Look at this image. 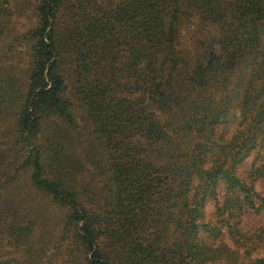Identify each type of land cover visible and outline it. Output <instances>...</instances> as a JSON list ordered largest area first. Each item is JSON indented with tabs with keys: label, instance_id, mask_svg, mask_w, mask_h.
<instances>
[{
	"label": "trees",
	"instance_id": "obj_1",
	"mask_svg": "<svg viewBox=\"0 0 264 264\" xmlns=\"http://www.w3.org/2000/svg\"><path fill=\"white\" fill-rule=\"evenodd\" d=\"M22 175L63 264H264V0H0V264Z\"/></svg>",
	"mask_w": 264,
	"mask_h": 264
},
{
	"label": "rangeland",
	"instance_id": "obj_2",
	"mask_svg": "<svg viewBox=\"0 0 264 264\" xmlns=\"http://www.w3.org/2000/svg\"><path fill=\"white\" fill-rule=\"evenodd\" d=\"M195 28L192 24H187V23H182L180 24V37L183 38H187L189 32H192L193 35H195L194 33ZM186 45L188 47V49L193 50L194 46L189 45L188 42H186ZM16 53H21L18 49L15 50L14 52ZM19 58L23 59L24 56L21 55ZM14 62V61H13ZM18 65L21 67V65H23V63H18ZM250 159L247 161V163H249ZM26 176L22 175L20 176V178L17 181V184H15V186H12L11 189H9L7 192H5L4 195L5 197H10L11 198H16L18 201L24 200V202L26 201L28 204V207L30 209L29 211V215L33 216V211L34 213V218H35V222L33 225V229L34 232L32 234L33 239L35 241L34 244V248L36 249V257L33 259V262L30 261V263L28 264H63L68 258L65 256V247H62L61 249V254H59L57 252L54 253V249L51 245V243H46L45 246L42 248L43 250L41 252L38 253V245L41 244V242L38 244V236L44 232V228L42 229L40 226H38V202L39 201V197L38 194H35L33 192L29 191V188L26 185ZM15 193L19 194V197H15ZM30 195L27 197V195ZM50 216V215H49ZM50 222L47 223L48 225V229L46 231V236L49 240L52 239V237L54 236V234L57 232L56 227L52 226L53 224L51 222H53L55 219L57 218V214L55 212H51V216H50ZM257 224H264V212H262L259 216H253L250 213H246L243 217V225L244 227L246 226H254ZM42 229V230H41ZM65 248V249H64ZM28 260V258H27Z\"/></svg>",
	"mask_w": 264,
	"mask_h": 264
}]
</instances>
